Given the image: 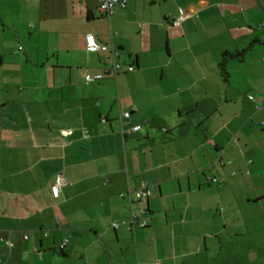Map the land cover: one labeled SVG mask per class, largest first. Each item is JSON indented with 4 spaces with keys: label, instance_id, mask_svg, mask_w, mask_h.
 Segmentation results:
<instances>
[{
    "label": "crops",
    "instance_id": "crops-1",
    "mask_svg": "<svg viewBox=\"0 0 264 264\" xmlns=\"http://www.w3.org/2000/svg\"><path fill=\"white\" fill-rule=\"evenodd\" d=\"M100 5L0 0V264H264V0Z\"/></svg>",
    "mask_w": 264,
    "mask_h": 264
},
{
    "label": "built area",
    "instance_id": "built-area-1",
    "mask_svg": "<svg viewBox=\"0 0 264 264\" xmlns=\"http://www.w3.org/2000/svg\"><path fill=\"white\" fill-rule=\"evenodd\" d=\"M126 6H127V0H101L99 11L102 14L110 17L115 14L117 7L126 8ZM185 17H186L185 14L180 15L173 21V25L180 26L182 22L184 21ZM86 48L89 52H93V53L109 50L108 45L102 42H99L96 39L95 35L91 33L86 35ZM129 70L132 71L133 67H130ZM102 79H103V75L101 74H96V75L88 74L85 77V80L87 83H94ZM249 99L251 101L256 102V98L253 95L249 96ZM256 107L260 108L258 104L256 105ZM130 114H131L130 112L125 113L124 118L126 119L129 118ZM103 122H105V120H103ZM140 130H141V126H134L131 130L128 131V133L138 132ZM67 185H68V181L64 177L59 178L56 184L52 187L53 196L55 198H58L60 196L61 189ZM150 195H151V190L148 184L143 183L142 187L139 190H137L134 200L137 201V200L144 199V198L147 199ZM136 223L139 224L141 227H146L148 225V220L147 219H133V221L131 222V226L133 227ZM113 226L117 228L118 224L114 223ZM65 246H66V242L62 244L61 248H64Z\"/></svg>",
    "mask_w": 264,
    "mask_h": 264
}]
</instances>
